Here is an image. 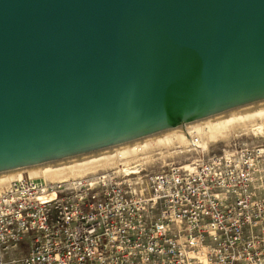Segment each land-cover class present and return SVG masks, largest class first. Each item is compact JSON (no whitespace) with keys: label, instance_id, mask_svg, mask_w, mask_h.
Segmentation results:
<instances>
[{"label":"water","instance_id":"water-1","mask_svg":"<svg viewBox=\"0 0 264 264\" xmlns=\"http://www.w3.org/2000/svg\"><path fill=\"white\" fill-rule=\"evenodd\" d=\"M264 102V0H0V174Z\"/></svg>","mask_w":264,"mask_h":264},{"label":"built area","instance_id":"built-area-1","mask_svg":"<svg viewBox=\"0 0 264 264\" xmlns=\"http://www.w3.org/2000/svg\"><path fill=\"white\" fill-rule=\"evenodd\" d=\"M253 135L157 172L115 162L0 186V264H264V136Z\"/></svg>","mask_w":264,"mask_h":264},{"label":"bare ground","instance_id":"bare-ground-1","mask_svg":"<svg viewBox=\"0 0 264 264\" xmlns=\"http://www.w3.org/2000/svg\"><path fill=\"white\" fill-rule=\"evenodd\" d=\"M263 103L264 102H261L248 107H252V106L256 107V105H260ZM238 110H234L229 113H225L213 118H209L197 123H193L184 126L182 128L168 131L150 138H146L133 143L118 146L113 149L104 150L98 153L89 154L86 156L58 162L55 164H47L43 166L32 167L28 169L0 174V186L7 185L12 181L23 179L26 177L29 178L44 177L47 179L48 178L62 179L68 176L80 177L97 169V167L89 168L90 166L92 167L98 166L99 168V167L110 166L112 164H115V162L118 164L121 171L123 170L125 172L137 174L139 173V169L137 167L140 165L138 164L133 166L131 160L147 161L148 159H150L151 156L149 155L153 150H159L166 147L167 148L172 147L175 150H179L180 147L186 146L185 147L186 150L196 151L197 153L196 149L198 148L205 149L208 146L207 144L209 143L208 142L209 136L218 135L220 136V138L221 137L226 138L227 137L226 133L231 129H235L236 126L242 125L245 128L246 124L249 125L253 120L257 118L264 119V108L261 109L260 107L259 110H254V111L244 110L245 112H239ZM234 140H232L227 144L232 143ZM217 144L218 143L215 142L214 146ZM178 152L181 153V151ZM75 173H79V174H75Z\"/></svg>","mask_w":264,"mask_h":264},{"label":"rangeland","instance_id":"rangeland-1","mask_svg":"<svg viewBox=\"0 0 264 264\" xmlns=\"http://www.w3.org/2000/svg\"><path fill=\"white\" fill-rule=\"evenodd\" d=\"M263 104L256 105V107L252 106V107L244 108V109H241L242 111L241 110H238V111L239 112H245L246 110H249V111L259 110L260 107H261V109L264 108ZM258 106H260V107H258ZM258 123H261V124H258ZM255 128H257V129H255ZM227 133H226V136H227L226 138H222V137L220 138V136H218V135L209 136V138H208L209 143L207 144L208 146L204 150L205 151L209 150V147H210V151H212L213 149L215 150L216 148H218V149L222 148L225 144L231 142L234 139H239V140L245 141L247 143V141L253 140V137L255 136L253 134H256V135L260 134L259 136H261V134H262L264 136V119L257 118L255 120H253L249 125L246 124L245 128L242 125H239V126H236L235 129L229 130ZM215 142L218 143L217 144L218 146L215 145V147H214ZM185 147H180L179 150H175L172 147L171 148L166 147L167 149L162 148L159 150H153L151 152V154L149 155V156H151L150 159H148L147 161L146 160H143V161L142 160H140V161L139 160H137V161L131 160V162L133 163V165L140 164L144 169H147L149 172H151V171L157 172V171H160L164 168L168 169V168L172 167L173 165H182L185 162L193 161V160L198 158V154L196 153V151H188L185 149ZM178 151H181V153H179ZM159 154H161V155H159ZM96 155H98V154H96ZM138 158H140V157H138ZM96 167L98 168V166H93V167L90 166L89 168H96ZM116 167H117V165L105 166V168H116ZM105 168L102 167V168H98L96 170L105 169ZM75 174H79V173H75Z\"/></svg>","mask_w":264,"mask_h":264}]
</instances>
